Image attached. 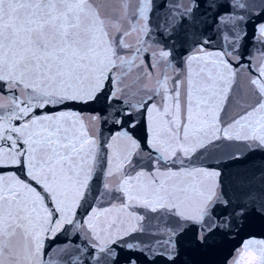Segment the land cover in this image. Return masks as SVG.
<instances>
[{"label": "snow or ice", "instance_id": "6c2138e0", "mask_svg": "<svg viewBox=\"0 0 264 264\" xmlns=\"http://www.w3.org/2000/svg\"><path fill=\"white\" fill-rule=\"evenodd\" d=\"M253 215L264 0H0V264H178Z\"/></svg>", "mask_w": 264, "mask_h": 264}]
</instances>
